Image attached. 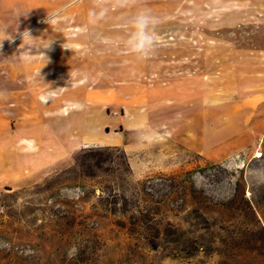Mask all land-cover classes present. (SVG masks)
Returning a JSON list of instances; mask_svg holds the SVG:
<instances>
[{"label":"rangeland","instance_id":"374dc122","mask_svg":"<svg viewBox=\"0 0 264 264\" xmlns=\"http://www.w3.org/2000/svg\"><path fill=\"white\" fill-rule=\"evenodd\" d=\"M145 8L160 39L139 60L121 41ZM187 15L205 31L189 43L209 53H185ZM235 50L264 51V0H0V264H264V132L223 161L135 132L168 113L186 57L212 73ZM21 139L38 158L20 155ZM91 150L113 151L83 174Z\"/></svg>","mask_w":264,"mask_h":264},{"label":"crops","instance_id":"0c3cea01","mask_svg":"<svg viewBox=\"0 0 264 264\" xmlns=\"http://www.w3.org/2000/svg\"><path fill=\"white\" fill-rule=\"evenodd\" d=\"M202 5L204 6V1ZM190 17H186V21L191 23L185 27V35L180 36L187 42L184 46L185 53H209L203 46V41L197 47L189 43L191 40L194 42V38L205 36L202 26L193 29L195 17L192 20ZM220 22L224 25L225 20ZM28 32L35 34L38 31ZM175 33L179 36L178 31ZM243 51L235 50L234 57L229 55L218 59V70L212 73L205 68L207 63H202L198 68H189L190 64L194 65V60L193 57H186V80L176 81L170 86L167 99L170 106L165 108L168 113L147 118L145 122L139 119V128L135 132L144 137L151 133L169 134L188 151L213 161L232 158L259 143L263 137L264 120H257L255 117L264 104V51H244V54ZM163 98L160 94L156 100L163 101ZM16 145L21 147V156L32 159L35 155L38 158V153L34 152L38 144L33 140L21 139ZM125 148L129 152L127 145ZM9 154L7 158L11 160L10 166L14 169L18 160L12 164ZM5 155L0 145V164Z\"/></svg>","mask_w":264,"mask_h":264},{"label":"clouds","instance_id":"9594fccd","mask_svg":"<svg viewBox=\"0 0 264 264\" xmlns=\"http://www.w3.org/2000/svg\"><path fill=\"white\" fill-rule=\"evenodd\" d=\"M107 11L108 10L104 8L98 11L90 10L88 13L89 23L95 24L103 20L107 15ZM53 19L54 17L47 16L46 22L51 24ZM156 24V17L152 14L151 10L147 8L139 9L128 17L123 25L125 35L121 41L125 54L134 56L139 60H144L150 57L160 39L156 32ZM22 36L23 41L25 38L33 39L27 30L22 33ZM62 47L64 48V44ZM55 92L56 90L51 88L47 94L48 97L51 98ZM75 252V247L68 250L70 257L74 255Z\"/></svg>","mask_w":264,"mask_h":264},{"label":"trees","instance_id":"16d2710c","mask_svg":"<svg viewBox=\"0 0 264 264\" xmlns=\"http://www.w3.org/2000/svg\"><path fill=\"white\" fill-rule=\"evenodd\" d=\"M114 150L115 151H120L119 149H114ZM104 151L110 152V151H113V150H94V151L91 150V151L85 152V154H83V156H81V158L77 162V165H78V168L83 172V174L86 173V171H87L86 168H89V167L92 166L91 164L95 163V164L98 165L99 162H101V160L103 158H105V156H103V155H105ZM121 152L123 154L122 158L124 159V162H125V165H126V172H127V174L129 176H132L133 173H132V169L130 167V164H129L128 160H127V156H126L124 151H121ZM108 158L110 160H113V155H109L108 154ZM48 184H49V182L46 183L47 186H48ZM46 185H45V187H47ZM47 188H49V186ZM7 190L10 191L9 189H7ZM154 214H156V216H161L163 213H161V209H160V210H158L157 213H154ZM1 253H2V250L0 249V254Z\"/></svg>","mask_w":264,"mask_h":264},{"label":"bare ground","instance_id":"6f19581e","mask_svg":"<svg viewBox=\"0 0 264 264\" xmlns=\"http://www.w3.org/2000/svg\"><path fill=\"white\" fill-rule=\"evenodd\" d=\"M258 155L257 156H261V153H257Z\"/></svg>","mask_w":264,"mask_h":264}]
</instances>
